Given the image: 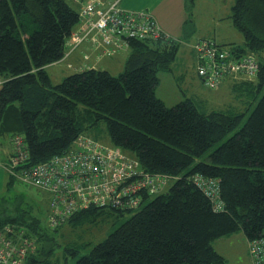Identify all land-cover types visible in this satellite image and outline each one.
I'll return each instance as SVG.
<instances>
[{
  "label": "trees",
  "instance_id": "16d2710c",
  "mask_svg": "<svg viewBox=\"0 0 264 264\" xmlns=\"http://www.w3.org/2000/svg\"><path fill=\"white\" fill-rule=\"evenodd\" d=\"M74 1L0 0V145L8 138L10 160L11 138L21 135L26 164H38L65 152L86 128L104 120L108 145L135 161L143 175L160 174L164 181L155 182V191H137L141 202L134 206L129 192L122 206L89 205L56 227L47 224L46 215L43 221L35 215L42 203L22 198L13 202V212L1 204L0 231L11 227L13 235L22 231L33 241L25 264H66L67 255L77 256L72 264H226L214 239L237 231L248 240L264 236V0H233L229 16L241 42L199 38L213 41L227 59L254 55V80L228 73L211 84L199 75L195 55L198 84L209 90L199 97L207 103L184 96L173 105L156 95L158 71L170 69L179 47L173 37L129 40L125 68L117 76L87 64L53 81L46 66L64 59L82 23ZM83 43L90 39L73 50ZM87 47L101 57L100 46ZM226 81L230 97L252 92L255 104L246 117L230 102L211 106L214 97L215 104L222 100L215 91ZM195 174L217 181L223 210L213 209L195 185ZM144 177L135 172L122 184ZM16 182L21 183L9 173L7 190ZM25 185L38 190L47 213V193ZM125 213L130 215L88 250L78 240H64L65 225L78 230L100 219L114 223ZM81 248L87 251L78 256Z\"/></svg>",
  "mask_w": 264,
  "mask_h": 264
},
{
  "label": "built area",
  "instance_id": "2783aa9c",
  "mask_svg": "<svg viewBox=\"0 0 264 264\" xmlns=\"http://www.w3.org/2000/svg\"><path fill=\"white\" fill-rule=\"evenodd\" d=\"M79 3L82 23L68 42L67 56L79 43L90 39L93 46L101 47L100 56L129 49L131 39H167L166 34L150 12L127 10L119 0H75ZM197 70L209 83L228 73L253 76L257 63L254 55L227 59L218 46L209 39H198L194 44ZM86 57V55H84ZM13 155L6 163V170L21 183L32 185L47 193L46 222L50 227L63 225L77 210L89 205L102 206L109 202L122 206L121 201L129 192L134 197L131 206L141 202L136 192L142 188L155 191V182L162 183L160 174H142L135 161L120 149L106 145L82 134L73 145L45 162L26 164L28 151L21 135L11 138ZM146 176L126 186L122 184L129 175ZM195 185L212 202L214 210H223L217 181L200 174L192 177ZM254 264H264V236L248 241ZM34 243L22 231L13 235L11 227L0 231V264H25V258Z\"/></svg>",
  "mask_w": 264,
  "mask_h": 264
},
{
  "label": "rangeland",
  "instance_id": "374dc122",
  "mask_svg": "<svg viewBox=\"0 0 264 264\" xmlns=\"http://www.w3.org/2000/svg\"><path fill=\"white\" fill-rule=\"evenodd\" d=\"M224 6L222 12L224 13L222 16L223 18L222 23L217 22L216 23V32L222 36H226L228 38H231L232 40H242L243 35L242 33L233 25L232 20L230 16L227 17V15L230 14V6L233 2V0H223ZM227 5V6H226ZM210 8H211V2L210 0L206 2V6L203 7L204 11L207 12L206 16L209 21L212 20V16L210 15ZM214 16V15H213ZM206 19V18H203ZM220 20V21H221ZM238 37H237V36ZM183 51L182 48L179 49L178 54ZM129 49H124V50H119L116 51L113 54L107 55V56H101L100 58H105L106 61L110 57L114 56H120L121 58L117 60L116 67L110 68L109 65L100 63L97 68H102V69H107L109 68V72L112 75L117 76L122 72L125 68V63L129 55ZM186 52H188L186 50ZM185 52V53H186ZM190 53H187L185 55H179L177 58L173 60V62L170 65V69L166 70H160L158 71V77H159V83L156 86V95L160 98H162L167 105H173L179 100H181L184 96H194V99H196L199 102H205L206 101H201L199 94L203 93L205 94L207 91H209L206 87L200 86L195 78V70H194V64L192 63L191 59L188 57ZM187 59V60H185ZM186 61V62H185ZM105 62V61H104ZM68 61L64 60V62L61 65H64V67L67 69L64 76H66L69 73H72L80 68V66H72ZM60 76V75H57ZM232 78H245L240 75L232 74ZM54 82H59L62 78L57 77L54 79ZM249 79H253L252 76L246 77ZM254 80V79H253ZM229 82H224V86L218 90L215 91L217 94H221V97L223 96L222 100L218 103L215 104V98L212 100V105L211 106H221L223 103H229L230 105L234 106L235 108H238L239 111H244L245 117L251 110V108L255 104V100L252 98V92H247V91H240L241 93L240 96H237V92H233L230 97V92H229V86H227ZM225 87V88H224ZM214 94V93H213ZM211 95V94H208ZM247 101V102H246ZM229 105V106H230ZM207 106V105H206ZM217 108V107H216ZM244 117V119H245ZM233 133V131H232ZM82 135L90 137L96 141L102 142L106 145L110 144V137L108 134L107 130V124L104 120H100L96 122L94 125L89 126L86 128L83 132ZM3 145V144H2ZM18 195L20 198L15 196ZM22 198H26L28 200H32L35 203H42L39 205V207L35 208L34 213L36 216L41 217L42 221L45 220V215H46V202L45 200L42 199V196L39 194L38 190L26 186L25 184L21 183H14V185L7 190L6 186L5 189L2 191L0 194V206L1 204L3 205L2 208L6 207L7 211L13 212L14 209L12 208L13 202L20 203ZM38 205V204H37ZM17 210V209H16ZM130 215V213H125L123 216L119 218L118 221L112 223L110 220H106L108 222H103L102 219H100L98 222H95L91 225H84L78 230L76 228H71L68 227V225H65V229L67 231V236L64 235V240L65 241H70V240H78L79 243H82L85 247L84 249H89L93 244L96 242H99L103 240L118 224L121 220L127 218ZM68 227V228H67ZM87 249V250H88ZM86 250V251H87ZM82 248L80 250V253L78 254L81 255L82 253H86ZM250 253V252H249ZM251 257V254H250ZM77 256H72V255H67L66 259V264H72L76 260ZM231 260L229 259V264H231ZM252 263L254 264V261L251 257ZM243 264V263H241Z\"/></svg>",
  "mask_w": 264,
  "mask_h": 264
},
{
  "label": "crops",
  "instance_id": "0c3cea01",
  "mask_svg": "<svg viewBox=\"0 0 264 264\" xmlns=\"http://www.w3.org/2000/svg\"><path fill=\"white\" fill-rule=\"evenodd\" d=\"M207 1L209 0H119L118 3L127 10H143L150 12L160 25L161 29L170 37H173L179 41V47L177 49L175 58H177L179 55L183 56L186 53L187 55L190 53L188 57L194 64L195 70L196 54L193 49V43H195L199 38L211 37L218 43H239L242 41L235 39L232 40L231 38L222 36L216 32V23H222L221 19L223 18L222 15L224 14L222 12L224 6L223 0H210V15L213 17V21L210 20L207 24L208 18L206 16L208 15L203 9V7L206 6ZM74 3L78 8L79 3L75 1ZM104 4H107V0L104 2ZM228 16L229 15H227V17ZM86 44L89 45L90 43H83L79 45L75 50L71 51L67 56H65L64 59L47 65L46 70L48 74L51 77H54V79L57 77H64L65 73H67V69L64 67V65H61L64 60L68 61V63H70L72 66L83 67V65L88 64L91 67L97 68L100 63H103L109 65L110 68L116 67L117 60L121 58L119 55L110 57L106 61L105 58H97L94 55V51H90ZM181 48L183 51L178 54L179 49ZM186 50L188 52H186ZM82 53L88 54V58L86 60H83ZM103 70L109 71V68H104ZM195 78L198 82L196 75ZM3 80L4 77L0 74V86ZM227 84V86L230 87L231 84ZM224 85L225 84L219 88L221 89ZM6 140L9 142L8 138H6ZM7 142L5 143L4 140L2 143L3 145H0V194L5 189L7 176L9 174V172L6 170V162L9 160L11 148L10 144ZM212 246L225 258L226 264H229V259H232L231 264H253L249 253L248 239L242 231H237L230 235L216 238L212 241Z\"/></svg>",
  "mask_w": 264,
  "mask_h": 264
},
{
  "label": "clouds",
  "instance_id": "9594fccd",
  "mask_svg": "<svg viewBox=\"0 0 264 264\" xmlns=\"http://www.w3.org/2000/svg\"><path fill=\"white\" fill-rule=\"evenodd\" d=\"M249 241V240H248Z\"/></svg>",
  "mask_w": 264,
  "mask_h": 264
}]
</instances>
